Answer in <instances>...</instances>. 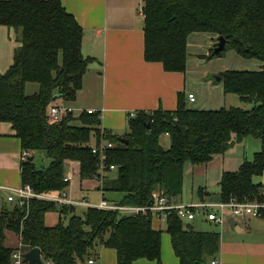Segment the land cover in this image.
I'll return each mask as SVG.
<instances>
[{
  "label": "trees",
  "instance_id": "trees-1",
  "mask_svg": "<svg viewBox=\"0 0 264 264\" xmlns=\"http://www.w3.org/2000/svg\"><path fill=\"white\" fill-rule=\"evenodd\" d=\"M142 11L144 59L160 62L165 71H185L192 32L225 38L223 50L210 52L206 59L231 49L245 59L262 61L258 71L225 70L218 75L225 93L238 95L251 107L192 110L178 94L175 110L128 114L129 131L122 135L102 129L99 112L51 121L48 104L54 96L73 101L93 59L81 52L82 27L61 0H0V25L13 28L20 43L12 64L0 72V122L11 123L22 151L41 150L51 159L41 169L31 155L21 160V184L43 194L67 190V161L78 163L81 179H92L100 162L91 149L110 142L100 190L122 193L121 205L145 206L151 203L152 191L181 196L185 162L206 164L250 135L260 140V150L238 170L221 174L219 201L264 202V185L253 181L264 173V0H143ZM30 82L37 83L38 90L26 94L25 84ZM163 134L169 138L168 148L160 144ZM208 194L205 188L197 189L200 201ZM76 207L37 199L1 207L0 264H13L14 250L4 245L5 230L19 236L23 253L39 247L43 264H87L102 247L116 251L117 264L141 258L161 264L163 231L153 225L154 218L165 222L178 264H204L219 249L218 232L184 226L174 210L160 219L151 212L128 215L92 207L79 215ZM48 211L59 214L52 227L44 223ZM260 211L264 219V208Z\"/></svg>",
  "mask_w": 264,
  "mask_h": 264
},
{
  "label": "crops",
  "instance_id": "crops-1",
  "mask_svg": "<svg viewBox=\"0 0 264 264\" xmlns=\"http://www.w3.org/2000/svg\"><path fill=\"white\" fill-rule=\"evenodd\" d=\"M61 3L82 27L83 56L93 58L83 75L82 88L73 100L75 105L70 106L99 112L101 128L114 134L126 133L128 114L140 110H175L178 94L185 97L186 106L192 110H218L222 107L240 106L243 101L239 96L225 93L223 84L215 77L225 70L258 71L263 65L262 61L245 59L231 49L222 56L206 59L216 46L218 36L209 32H192L187 37L188 58L185 71H165L160 62H148L144 59L143 16L140 12L143 0H61ZM19 45L17 32L13 28L0 25L1 73L12 64L14 49ZM188 94H193V101L188 99ZM55 100L69 105V102L61 99ZM259 150L260 140L249 135L233 145L223 156L215 157L206 164L192 166L188 161L185 162L182 194L175 197L176 201H200V197L194 194L199 188H205L209 193L205 200L219 201L221 174L238 170L245 159L251 160ZM22 152L20 140L16 137L11 123L0 122V185H21ZM35 153L36 151H30L33 159ZM50 162L51 159L47 157V165L35 167L46 168ZM67 162L68 173H72L66 190L68 196L80 199L72 186L78 176L81 190L88 194L91 190H96L99 191V200L108 194L106 199L120 202L122 193L106 191L101 194L96 180L79 177L77 162L70 161L72 165ZM253 181L264 185V173L254 176ZM263 189L260 191L264 192ZM6 195L7 192L0 189V208L10 204ZM196 219L197 216L191 221ZM228 219L222 225L204 218L199 219L201 222L188 224L197 231L219 234L218 252L204 264H211L213 260L217 261L215 264H264V219L252 216L236 217L231 224ZM58 220L59 214L56 211H48L44 215V223L48 227L56 225ZM157 222L160 224V220ZM167 237H162L161 264H178L170 238ZM4 245L11 250H19V236L12 230H5ZM95 259L99 264H117L116 251L112 248H100ZM133 264L157 263L141 258Z\"/></svg>",
  "mask_w": 264,
  "mask_h": 264
},
{
  "label": "built area",
  "instance_id": "built-area-1",
  "mask_svg": "<svg viewBox=\"0 0 264 264\" xmlns=\"http://www.w3.org/2000/svg\"><path fill=\"white\" fill-rule=\"evenodd\" d=\"M140 12L143 16L142 7ZM188 99L190 101L194 100L193 94H188ZM78 114L82 112L96 113L93 109L82 110L79 108H73L63 102H58V100L51 101L46 108V116L51 121H58L69 114ZM131 113L130 116H133ZM112 147L110 142L102 141L100 144L92 147V153L97 155L99 158V171L92 178L96 180L99 185L102 184L103 176L106 172V165L104 160L106 158V151ZM30 156V151H23L21 155V160H25ZM113 169V166H110ZM72 179V173L66 175L65 180L70 181ZM0 189L7 192L6 200L8 202L17 203L19 206H24L29 203L32 199L37 200H47L54 202L56 205H72V206H83L85 208H98L103 210H118L124 214H137L151 212L153 215L161 218H165L167 213L174 210L181 220L187 219L188 221L193 220L196 216H200L207 221L214 222L215 224L222 225L227 222V218H242L245 216L260 217L261 209L264 208V202L250 201L247 198L243 200H236L235 198H230L228 201H198L194 203H181L176 201L173 196H168L160 194L157 191H152L151 193V203L145 206H124L119 202L113 200H108L102 196V198L97 203L89 202L87 199H74L68 196L66 190L59 193L43 194L36 192L30 185H19L17 187H10L0 185ZM101 194L103 191L101 190ZM13 264H23L22 263V253L16 250L12 254ZM217 261L213 260L211 264H215ZM87 264H99L95 258H89Z\"/></svg>",
  "mask_w": 264,
  "mask_h": 264
},
{
  "label": "rangeland",
  "instance_id": "rangeland-1",
  "mask_svg": "<svg viewBox=\"0 0 264 264\" xmlns=\"http://www.w3.org/2000/svg\"><path fill=\"white\" fill-rule=\"evenodd\" d=\"M228 50H229V49H228ZM225 52H226V51H225ZM224 54H225V53H224ZM37 90H38V85H37V83H32V82H30V83L26 84V88H25V93H26V94H32V93H34V92L37 91ZM68 104H69V105H75V104L73 103V101H70ZM71 107H73V106H71ZM235 107H241V108H243V109H249V108L251 107V104H249V103H245V102H241L240 106H235ZM77 114H78L77 112H74V115H75V116H77ZM128 131H129V130H128V127H127V128H126V132H128ZM160 144H161L164 148H168V147H169L170 141H169V138H168L167 135H165V134L161 135V137H160ZM33 160H34V163H35V165H36L37 168H40V167H42V166L48 164V161H47V164H45V163H46V160H47V157H46L45 153H44L43 151H41V150H37V151H36V153H35V157H34ZM69 163H70V161H69ZM70 164L72 165V163H70ZM78 182H79V179H78V176H76V179H75V181L72 183V186H73L74 191L77 193V195H79V198H80V199L85 198V199H87L89 202H97V201H99V198H100V196H99V191L91 190V193L88 194L87 191H85V190H81V189H80V185L78 186ZM106 193H109V192H106ZM104 194H105V193H104ZM194 194L197 195V191H194ZM103 197L107 198V197H108V194H107V195L105 194V196H103ZM85 209H86V208H83V207L77 206V207H76V214L81 215L82 212H83ZM199 219H201V217H200V216H197V219L195 220L196 223H198L197 221L201 222ZM157 221H158V220H157L156 218H154V219H153V225H154L155 227H159V226H160L159 228H161V230L163 231V232H162V237H167L168 234L165 233V222H164L163 220H160V224H159V222H157ZM195 221H188L187 219H184V220H183V225H184V226H187L188 224L193 225V222H195ZM167 238H168V237H167ZM168 240H169V239H168ZM21 253H23V251H21ZM46 264H49V262H47Z\"/></svg>",
  "mask_w": 264,
  "mask_h": 264
},
{
  "label": "water",
  "instance_id": "water-1",
  "mask_svg": "<svg viewBox=\"0 0 264 264\" xmlns=\"http://www.w3.org/2000/svg\"><path fill=\"white\" fill-rule=\"evenodd\" d=\"M226 40L223 36H218L217 38V44L213 49V53H218L221 50H223L225 46ZM216 80H219V76L215 77ZM57 96H54L53 99H56ZM30 159H33L31 157ZM264 190V189H263ZM233 218L228 219V223H233ZM22 263L23 264H43L42 258H41V250L39 247H33L30 250L22 253Z\"/></svg>",
  "mask_w": 264,
  "mask_h": 264
}]
</instances>
